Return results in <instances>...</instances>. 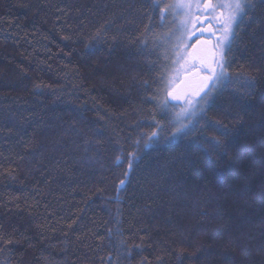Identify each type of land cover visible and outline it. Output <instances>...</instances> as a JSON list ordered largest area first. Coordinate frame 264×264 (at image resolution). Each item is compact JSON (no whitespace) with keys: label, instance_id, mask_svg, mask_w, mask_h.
I'll return each mask as SVG.
<instances>
[{"label":"trees","instance_id":"16d2710c","mask_svg":"<svg viewBox=\"0 0 264 264\" xmlns=\"http://www.w3.org/2000/svg\"><path fill=\"white\" fill-rule=\"evenodd\" d=\"M169 2L0 0V264H264V0L182 132Z\"/></svg>","mask_w":264,"mask_h":264},{"label":"rangeland","instance_id":"374dc122","mask_svg":"<svg viewBox=\"0 0 264 264\" xmlns=\"http://www.w3.org/2000/svg\"><path fill=\"white\" fill-rule=\"evenodd\" d=\"M181 2V0H170L169 2V12L171 14V21H170V41H168V38L163 43V46L165 47L167 45L168 47V66L167 71L164 75V86H163V106L166 111L170 112L173 115L174 122L176 123L177 130L180 131L181 128H187L192 121L203 111H205V108L208 106V104L213 101V98L215 97V94L217 91L221 89V85L217 84L211 91L210 96L206 101L201 100V97L204 95V92H207L209 88L212 87V82L209 80L205 82L201 88H197L196 91L194 89H191V84H198L199 81L196 80L198 76H194L195 79L190 84L189 78L191 75L190 73L195 74L198 71V67L196 69H193L190 67L192 63H195L198 66V60L195 53H193L194 56H192L191 51V38L192 33L194 32L195 27V18L196 15L199 17L197 21H199V24H201L199 32L204 30L205 33L207 29L208 24H213V28L215 31H218L220 27H218L215 23L212 22H206L205 19L219 14V9L215 13H207L203 9V0H182V3L185 5L182 9L178 7H171L174 5H178ZM219 0H213V3H218ZM181 22L185 23V30L183 32L184 35V42L187 46L186 55L188 57V64L185 65V68L187 70L181 69L179 71H175L177 68V65L173 63V60L175 59V55L173 52V46L175 45V37L173 36V33H176V29L180 26ZM217 22V21H216ZM236 27V26H235ZM168 28V26H167ZM168 31V30H167ZM166 31V32H167ZM193 31V32H192ZM222 35L223 30L221 27ZM167 34V33H166ZM165 34V36H166ZM178 34V33H177ZM217 44V43H216ZM217 51V49H215ZM193 61V62H192ZM202 75L204 74L205 77L210 75L209 73L205 71H201ZM187 79V83H184V80ZM192 80V79H191ZM171 93V95H169ZM182 132V131H181Z\"/></svg>","mask_w":264,"mask_h":264},{"label":"snow or ice","instance_id":"6c2138e0","mask_svg":"<svg viewBox=\"0 0 264 264\" xmlns=\"http://www.w3.org/2000/svg\"><path fill=\"white\" fill-rule=\"evenodd\" d=\"M153 6L158 7V5ZM184 6L185 5L181 0L178 5H174L171 7H178L182 9ZM250 6V0H219V2L215 4L213 3V0H203V9L205 12L215 13L217 9L220 10L219 14L217 16H214L213 19H215L217 23L221 25L223 35L218 38L217 44L214 46L217 51H213L210 48L208 49L207 55L198 58L200 64V68L198 70H203L209 73L210 75L204 77V79L206 82L209 80L212 82V87L209 88L207 92H204L201 100L206 101L208 99L215 85L219 84L221 86H227V84L232 83V77L227 70V52L231 50L232 43L236 36L235 26L244 16L247 15V10L250 8ZM166 11L167 7L161 9L162 14ZM209 23H211V21H209ZM184 30L185 23L181 22L180 26L176 29V33H173L176 41L175 45L173 46V52L175 55L173 63L177 65L175 71H179L181 69L187 70V68H185V65L188 64V57L186 55L187 46L184 42ZM190 67L196 69L197 65L195 63H192ZM244 82L249 87L254 86L255 77L244 75ZM169 95H171V93H169ZM215 126L222 132V135L228 134V128L221 122L217 121ZM180 131H184V128H181ZM155 137L156 133H153L152 137H150L149 140L151 141ZM220 144L221 141L214 138V145L216 147H219ZM135 159L136 157L130 154L128 159L129 171H126L123 174L124 178L119 181L121 187L126 184L129 172L133 167ZM120 162V157H117V163L119 164ZM8 243H11V241H8Z\"/></svg>","mask_w":264,"mask_h":264},{"label":"flooded vegetation","instance_id":"af4514ba","mask_svg":"<svg viewBox=\"0 0 264 264\" xmlns=\"http://www.w3.org/2000/svg\"><path fill=\"white\" fill-rule=\"evenodd\" d=\"M198 19H199V17H197V15H196L195 22H194L195 27H194V30H193L194 32L192 31L193 33L191 34L192 38H191L190 46H192L191 47L192 56H194L193 53H195L196 56H197V59L195 58V60L196 61L198 60V66L197 67L199 69L200 68V64H199V59L198 58L201 57V56L207 55L208 49H210V48L213 51H215V47L214 46L216 45L218 38L222 36V31H221V25L218 24L215 19H213V16H210V17L206 18L205 21L209 22V21L212 20L214 25L216 23V25L218 27H220V29L218 31H215L214 28H213V24L211 23V24L207 25V29H206L207 33H205L204 30L199 32L201 24H199V21H197ZM201 71H203V70H198L195 74H192L193 72L189 74V75H191V77L189 78V80H190L189 84L192 81L195 80L193 78L194 76H198L196 78V80H198L199 83L190 85L191 89H194V91H196L197 88H201V86L206 82L205 79H204L205 75L204 74L202 75ZM187 79L188 78H186L184 80V83H187Z\"/></svg>","mask_w":264,"mask_h":264}]
</instances>
